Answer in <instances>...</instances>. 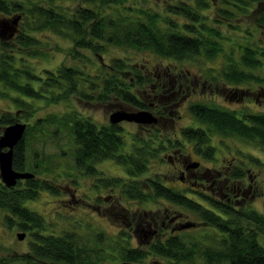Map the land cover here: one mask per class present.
Masks as SVG:
<instances>
[{"label": "trees", "instance_id": "16d2710c", "mask_svg": "<svg viewBox=\"0 0 264 264\" xmlns=\"http://www.w3.org/2000/svg\"><path fill=\"white\" fill-rule=\"evenodd\" d=\"M63 1L0 0V21L9 19L15 13L20 14L17 29L13 32L14 38H0V94L10 89L35 100L43 97L42 93L46 91L50 95L48 100L52 102L94 100L106 102L107 105L114 104L116 109L119 104L132 105L137 110L148 108L147 100L150 101L151 96L149 87L155 82L153 76L156 73L141 70L120 57L109 58L107 72L99 79L97 86L89 75L74 71L69 65H60L54 73L46 71L40 87H33L30 80H40L41 77L31 74L30 66L23 61L26 55H32V46L38 43V38L31 31L42 28L66 37L71 41L72 51L76 54L77 48L100 52L110 43L123 49H148L157 57L167 60L179 61L184 58L204 62V59L222 56V70L217 76H210L213 67L206 65L207 75L211 79L230 82L231 88L237 89L244 87L245 83H259L261 80L259 75L252 72L253 69L264 70V47H251L244 42L237 43L235 47L229 44L225 47L224 39L229 38L219 30L236 12H245L259 0H167L162 12L155 11L150 0H67V4H63ZM211 9L218 16L213 17L212 22L206 13ZM180 17L184 20L177 22ZM255 21L261 26L264 24V11L256 16ZM163 68L157 82H167L172 91L177 90V84L183 87V70L177 72L171 70V67ZM128 70L131 71L128 80L119 76ZM24 78L27 80L22 83ZM258 85L262 86L260 83ZM132 86L137 91L139 87L146 86L149 96L140 95L138 98L130 89ZM18 98L17 105L24 107L27 102ZM186 108L195 125L178 130L182 139L191 140L192 149L204 158L214 157L213 146L209 143L212 133L219 134L222 141L223 136L232 135L254 146H264L263 110L245 108L233 112L230 108L223 109L215 103L200 101L192 102ZM26 114H30V110ZM11 115L10 112L0 113L1 127L17 120V117ZM46 124L54 126L52 135L55 138L61 131L69 137L73 145V166L81 167L89 174L94 171L92 163L103 158L112 159L123 166V173L127 177L110 181L103 179L102 183L113 186L111 192L114 190L118 198L114 206L121 209L119 212L127 211L126 207L119 205V197L135 198L141 203L159 197L178 207L171 215L165 212L162 217L168 223L175 220V225L163 226L162 220L158 223L156 221L155 226H152L156 228V234L143 246L120 249V258L123 260L142 264H264V247L256 241L257 235L264 234V207L258 212L240 200L242 197L239 201L235 197L237 185L243 184L244 176L247 178L243 162L237 167H222L215 177H211L210 180L222 181L221 184L218 182L219 187L215 190L210 188L213 192L219 191L220 198L216 199L209 192L204 194L198 189L186 191L204 200L208 204L204 207L198 199L183 194L184 191L162 184L158 177L147 176L142 182L138 179L147 168L146 162L156 157L157 151L165 147L161 142L166 137L160 139L154 130L145 138L132 136L129 146H126L117 122L96 126L85 115L76 114L70 109L56 117L35 118L33 124L26 122L22 135L23 146L27 145L29 139L37 142L35 134L42 133L43 125ZM156 138L157 143H153L152 140ZM175 143L182 144L180 139ZM13 148L11 165L17 170L25 160L27 149L22 147L21 140ZM242 152L239 151L247 163H258L254 156ZM31 159L36 169L45 165L37 162L34 157ZM186 161L183 163L184 169L191 168L189 164L195 162L191 159ZM204 176L205 179L210 177L208 173ZM39 187L51 186L42 179L37 182L30 177L14 186L6 187L0 182V209L16 211L20 220L24 221L20 223L21 229H27V224L34 228L29 248L21 254L0 256V264H93L98 259L93 254L96 249L91 246L84 248L77 238V232L62 230L60 234H43L36 231L41 227L37 220L39 215L34 210H27L22 201L37 196ZM116 212L119 213L118 210ZM190 215L196 220L191 219ZM106 216L114 220L113 214L107 212ZM181 216L189 218L180 222L177 218L180 220ZM188 222L189 225L185 226ZM166 228H170L167 233ZM142 231V235L148 232ZM149 255L151 258L147 260Z\"/></svg>", "mask_w": 264, "mask_h": 264}, {"label": "rangeland", "instance_id": "374dc122", "mask_svg": "<svg viewBox=\"0 0 264 264\" xmlns=\"http://www.w3.org/2000/svg\"><path fill=\"white\" fill-rule=\"evenodd\" d=\"M150 1H152L151 5H153L155 11L162 12V7L167 0ZM67 3V0L63 1V4ZM214 11V9H211L206 12L210 22H212L213 17L218 18L217 13ZM261 11H264V0L257 1L253 7H250V9L245 12H236L230 21L221 25L219 27V30H221L220 32L226 34L229 38L224 39V46L226 47L229 44V46L235 47L237 43L242 44L244 42L251 47L263 48L264 24L261 26L255 21L256 16ZM183 20V17H180L177 22ZM31 32L38 38V43L32 46L34 49L32 50V55H26L23 62L30 66L31 74H36L41 77L40 80H30V84L36 88L46 77L47 70L54 73L60 65H69L75 69L74 71L83 73V75H89L90 77H88L92 78L97 86L100 82L99 79L107 72V63L109 62V58L112 57L123 58L128 64L134 65L141 70H150L157 75L159 72L163 71V66L171 67V70H176L177 72L183 70L184 100L180 104H174L172 99L171 104H167L164 107L168 117L161 119V122L156 125L155 129H153V127L150 128L148 124H138L133 121L127 122V120H119L118 124L121 127L120 133L125 140L124 143H127L126 146H129L132 136L138 135L140 138H145L147 134H151V130H154L160 139L166 137L162 139L161 142L165 147L163 150L160 149L157 151L158 155L156 157L146 162L147 168L138 179L142 182L143 178L147 176L151 178L158 177L162 184L174 189L177 188L181 190V192L184 191L183 194L185 193L188 197H193V199L196 200L198 199V202L202 203L204 207H207L208 204L204 202V200L186 191H189V189H198L204 194L209 192L216 199L220 198L221 194L219 191L213 192L208 190L211 187L215 190L222 181L210 180L211 177H215L217 171L222 167L227 165V167L230 168L233 166L237 167V165L243 162L245 164L243 169L247 172V178H245V176L242 178V189L246 188L248 184H250V187L249 191L246 192L245 189L243 195L236 198L239 201L242 197L240 200L244 201V203L250 205L258 212L261 211L264 207V146H254L253 143L247 141L243 142V140L238 137H233L232 135L223 136L224 141H222V137H220L219 134L212 133L209 137V143L213 146L214 157L204 158L192 149L193 142H191V140L182 139L178 129L189 125H195L193 119H191L190 112L186 108L188 104L195 101H200L201 103H215L216 106L223 109L230 108L233 112L245 108H251L252 111H255V109L264 111L263 69H253L252 72L261 77L259 83L262 87L258 85L259 83L254 82L245 83L244 87L237 89L231 88L232 85L230 82L210 78L212 75L215 77L217 74L221 73L222 68L220 62L223 59L222 56L211 58V60L204 59V62H200L198 59L188 60L184 58L179 61L167 60L166 58L157 57L155 53L148 49H138L137 51L134 50V48L123 49L118 46H113V44L110 43H107L105 49L100 52H94L89 48H77L75 49V51L78 52L76 54L72 51L73 47L71 41L57 32L49 31V29L46 28H42V30L39 31L33 30ZM13 38L14 36L11 37V39ZM206 65H209L210 68L213 67L210 76L207 75L208 69ZM20 68L22 67L20 66ZM125 71L122 73L123 75L120 74L119 76H124L125 79L128 80L131 71ZM25 80L27 79L24 78L21 80L22 83ZM156 80L157 79H155V81ZM135 88V86H132L130 89L136 93L137 97L139 95L149 96V91L146 86L139 87L138 91ZM42 94L43 97L34 100L25 95L21 96L14 90L5 89V91L0 94V113L10 112L17 117L19 121L24 123L32 122L33 124L35 118L46 119V117L53 115L56 117L73 109L76 114L78 112V114L85 115V117L89 118L96 126H99L101 123L107 121L108 110L115 108L114 104L107 105L106 102H95L94 100H71L66 103L63 101L61 102V100L52 102L48 100L50 95L46 91ZM18 97H21V100L24 99V101L27 102L24 107L17 105L16 99H20ZM147 102L149 103L148 100ZM125 105L126 104H119L117 108ZM28 110H30V114H26ZM53 127L52 124L43 125L42 133L36 132L35 134L37 142L29 139L27 145L24 146V148L27 149L25 156L26 167L24 169H28V171L32 172L30 168L33 163L32 157L36 158L37 162L39 161L45 164L43 166L44 168L41 167L37 169L36 178L44 180L51 187H39L38 189H40V191L37 196L29 200L23 199L22 203L28 210H34L37 212V215H39L37 220L40 222L41 227L36 230L38 233L60 234L62 230L75 231L78 233L77 236L79 235V237L77 238L84 248L88 246L92 247L91 241L85 239V235H87L85 233L93 231L94 228L95 231H99V228H101L106 232L104 233L105 236H108V234H113L115 231L118 232L120 230L117 226L123 225L121 220L112 221L109 217L104 215V213L107 215V212L114 215V211L118 210L119 212L121 209H116L117 206H114L118 198L115 196L116 192L114 190L111 192L113 186L110 187L105 183V185L101 186L100 181H103V179H108L109 181L117 178L122 179V177L127 176L123 173V166L108 158L94 161V163H92L94 171L91 174L84 172L81 167L77 168L73 166V158L71 156V154H73V145H71L69 137L61 131L57 133L58 135L56 134L58 137L55 138V136L52 135ZM157 139L158 138L152 140L153 143ZM178 139L181 140L182 144L175 143ZM55 141L57 143H55ZM239 151H243L242 153H244V155L250 154L254 156L258 163H247L245 158L241 157ZM34 152H36L37 155H33ZM188 159H191V161L198 160L200 163L194 168L191 167L184 171L182 165L187 162L186 160ZM179 169L184 172L180 174V172H178ZM206 173H208L210 177L205 179L206 176L204 175ZM180 175L183 180L179 179ZM95 177L99 179L97 182L100 187L92 185ZM203 179H205V182ZM90 183L89 189L87 185ZM92 190L97 191L96 194L92 195L94 198L90 199L89 195L92 194ZM167 201L166 199L163 200L162 198L155 197V199H150L141 203V201L138 202L135 198L131 200L125 198L120 199L119 197V205L126 207L125 209L129 210L131 213L133 212L134 216H140L142 220L152 217L157 223L163 219L162 217H164L165 214L169 216L174 209L178 208ZM122 213L123 212H121V214ZM3 214L4 212L0 210V256L9 257L16 253L21 254L22 251L29 248L27 242L29 237L24 234L25 236L23 235L22 238L17 239L15 234L22 229H16L17 224L14 222L9 225L3 223ZM187 218L181 216L180 220L178 218L177 220L182 222L187 220ZM190 218L196 220L193 215H190ZM166 222L167 219H164L161 225H168L170 227V225L175 223V220L173 221L172 219V222ZM90 223L93 226L95 225L94 228ZM166 229L165 233H167L170 228ZM142 234L143 231H141L139 235L141 239L140 246H143L145 243V237ZM116 235L118 236V233H116ZM136 238H131V244L133 246L138 244ZM104 240L105 242L101 245H109L110 240L107 238ZM256 241L264 247V234L257 235ZM120 242L123 244L122 240H120ZM94 248L96 250H93V254H96L98 259L95 260L93 264H116L117 261L121 259L119 248L115 253L107 246L98 249L96 248V244H94ZM93 258L94 257L91 259ZM150 258L149 255L147 260Z\"/></svg>", "mask_w": 264, "mask_h": 264}, {"label": "flooded vegetation", "instance_id": "af4514ba", "mask_svg": "<svg viewBox=\"0 0 264 264\" xmlns=\"http://www.w3.org/2000/svg\"><path fill=\"white\" fill-rule=\"evenodd\" d=\"M158 77L159 76L158 75L156 76V74H155V76H153V78H155V79H158ZM170 86H168L167 82H157V80H156L155 82H152L151 83V87H149V89L151 91V96L149 98L150 101L148 100L149 103H147L148 108H146V107H141V108L147 109L155 117L154 118L155 121L150 124L151 125L150 128L153 127V129H155L156 128V125L161 122V119H164V118L168 117L166 115V110L164 109V107L167 104H171V102H172V98L171 97H175L176 98V99H173L174 104L175 103L180 104L184 100V98H183V96H184V88L183 87H180L181 86L180 84H177V90L176 91H172V89L169 88ZM138 98H140V95L138 96ZM142 99H144V97H142ZM146 100H147V98H146ZM73 101H75V100H73ZM119 108H124V109H126L128 111L129 110H132V109H136V107H133L132 105H129V106L128 105H125V106H121ZM110 110H113V109H110ZM107 113L109 114V110H108ZM108 114H107V121H108ZM107 121H105V122H103L101 124H105V123L108 124ZM117 123H119V121ZM155 135H156V132H155ZM156 136H158V135H156ZM20 137L21 138L19 140L22 141V147H24L23 146V141H24L23 138L24 137H22V135ZM19 140H17V142ZM17 142H16V144H17ZM14 146H12V149H14L13 148ZM12 156H13V150H12ZM10 159H11V157H10ZM25 165H26V158L23 161V164L20 166V169H17V170H20V171L25 170L24 169L26 167ZM30 168H31V171L33 172V176H31L30 178L36 179V181L38 182L39 178L38 179L36 178V173H37L36 171H37V169L34 168V163H32V166ZM182 168H183L184 171L187 170V169H189L188 167H185V169H184V165H183ZM81 169H83V168H81ZM183 170L179 169L178 172H180V174H181V173L184 172ZM25 171L28 172V169L25 170ZM83 171L86 172L84 169H83ZM86 173H88V172H86ZM179 179L180 180H183L182 177H181V175L179 176ZM25 180H26V178H25ZM97 180H99V179L95 177L92 185L98 187L99 185H98ZM18 182L20 184H22L24 182V178H17L14 185H16ZM102 183H103V181L101 180L100 181V185L101 186H102ZM14 185H12V186H14ZM90 185H91V183L89 185H87V187H89V189H90ZM249 187H250V184H248L246 188H243L242 189V185H239L238 184L237 185V188H236L237 191H235V197H239L241 194H243L245 189H246V192L249 191ZM39 191H40V189L37 191V195H38ZM96 191H93L92 190V194L89 195V198L90 199L94 198L92 195L93 194H96ZM208 191H211V189L208 190ZM29 199H32V197L29 198ZM29 199H25V200H29ZM0 210H2L4 212V214H3V220H2L3 223H6V225H9V224H11V223L14 222V223L17 224L16 229L17 228H20L21 229L20 223L21 222H24V221H21L20 220V217L16 214L17 213L16 211H9V210L8 211H5L3 209H0ZM133 214L134 213L133 212L131 213L129 210L125 211L122 214H121V212H119V213L116 212L113 215V219L115 221L121 220V222L123 223V225L122 226L121 225L117 226L120 229L118 232L115 231L113 234H111V233L108 234L107 233L108 236L107 235L105 236L104 233H106V232L103 231L101 228H99V231H95V228H94L95 225L93 226L90 223L93 226L94 229H93V231H91L89 233H85V234H87V236L85 237V239H88V240L91 241V243L93 245L91 247L92 249H95L94 248V244H96V248L102 249V247L107 246L108 248H111L112 249V252H114V253L116 252V250L118 248L119 249H122V248L123 249H126V248H133V249H135L136 247H139L141 245V242H140L141 239H140L139 235L141 234L142 229L144 230V232L146 230H148V232L145 235H143L145 237L144 238V240H145L144 242L150 240L154 236V234H156V228H153L155 226L154 224H156V220L153 219L152 217H148V219H145V220L143 219L142 220V219H140V216H136V215L134 216ZM104 215L106 216L105 213H104ZM30 225L31 224H27V226H26L27 229L20 230V232H24V234L29 237V239H27L28 245H29V241H31V238H32L31 237V233L34 232L32 230L34 228L31 227ZM15 232H16V230H15ZM116 233H118V236L116 235ZM115 237H117L119 239H117ZM106 238L110 240L109 241V245H107V244L101 245L102 243L105 242L104 239H106ZM131 238H133V239L136 238L138 244H136L135 246H133L131 244ZM120 240L123 241V244H122V242H120ZM120 261L126 262V261H130V260H123L121 258V259H119L117 261V263L120 262ZM131 262H134V261H131ZM137 263H134V264H137Z\"/></svg>", "mask_w": 264, "mask_h": 264}, {"label": "water", "instance_id": "95a60500", "mask_svg": "<svg viewBox=\"0 0 264 264\" xmlns=\"http://www.w3.org/2000/svg\"><path fill=\"white\" fill-rule=\"evenodd\" d=\"M20 14H13L9 19L0 21V38L11 39L13 32L17 29V20H19ZM154 116L145 108L126 110L124 108L109 110L108 123L118 122L119 120H127V122L134 121L138 124L150 125L154 122ZM25 123L19 120L10 122L1 127L0 132V181L4 186H12L15 184L17 178H28L33 176L30 171H20L12 168L11 159L12 157V146H14L23 135ZM197 162L190 163L189 166L194 168ZM185 226L189 225L184 224ZM24 232H16L17 239L22 238ZM117 264H134L131 261H120ZM142 264V263H137Z\"/></svg>", "mask_w": 264, "mask_h": 264}]
</instances>
